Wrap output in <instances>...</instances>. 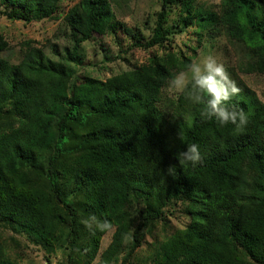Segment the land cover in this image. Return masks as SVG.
Returning a JSON list of instances; mask_svg holds the SVG:
<instances>
[{"label": "trees", "instance_id": "16d2710c", "mask_svg": "<svg viewBox=\"0 0 264 264\" xmlns=\"http://www.w3.org/2000/svg\"><path fill=\"white\" fill-rule=\"evenodd\" d=\"M62 1L3 0L8 9H0V16L30 22L32 12L50 17ZM178 1L181 0H160L152 34L141 42L136 32L114 20L109 0H79L64 16L78 35L68 59L77 60L82 42L118 29L134 38L132 46L162 44L167 36L164 23L168 6ZM229 2L261 43L238 65L239 70L262 73L264 18L258 21L254 17V0ZM207 16L199 13L198 19L203 22ZM190 19L184 18L185 26ZM7 45L0 35V52ZM190 65L189 57L159 56L152 64L112 75L104 88L79 95L82 103L93 107L85 119L94 115L95 125L86 137V152L67 174L72 185L64 189L57 166L63 157L69 123L77 113L73 94L76 75L63 87L50 80L12 77L0 64V102L17 99L22 114L17 127L0 132V218L47 246L55 231L54 211L62 209L70 219L66 264H74L81 232L73 199L80 194L102 220L89 237V263L95 259L102 233L116 226L110 244L94 263L107 264L118 250L122 230L132 216L125 209L126 203L142 202L148 209L131 231L119 263L126 264L140 245L143 227L157 219L168 202L186 194L192 203L191 222L160 244L152 264H264V105L250 112L246 101L232 98L221 106L229 111L242 110L247 124L240 129L231 122L221 126L215 114L208 119L213 97L205 90L198 97L181 148L167 149L156 103L173 71L180 72ZM52 67L59 70L62 64L52 63ZM61 95L65 98L60 102ZM191 144L198 145L201 159L167 173L164 164L181 157ZM47 150L41 178L18 174L24 159Z\"/></svg>", "mask_w": 264, "mask_h": 264}, {"label": "rangeland", "instance_id": "374dc122", "mask_svg": "<svg viewBox=\"0 0 264 264\" xmlns=\"http://www.w3.org/2000/svg\"><path fill=\"white\" fill-rule=\"evenodd\" d=\"M79 0H63L50 17H41L32 12L33 20L23 22L0 16V35L7 41V47L0 52V64L5 72L15 78L35 81L50 80L51 84L67 86L76 75L74 102L77 104L76 117L66 131L63 157L57 166L62 188L71 187L67 176L76 159L86 152L87 136L94 125L93 107L82 103L79 95L106 86V80L122 71L152 64L157 57L168 54L179 59L191 58L189 68L173 76L161 88L156 103L157 119L169 150L181 148L184 133L190 127L192 113L200 93L205 91L198 79L206 77V63L212 57L223 65L229 78L240 89L232 98L244 100L250 112L260 104L264 105V72L246 73L239 70V64L247 60L261 43L249 31L243 15L229 0H181L168 6L164 23L166 40L160 45L148 48L132 46L134 38L121 31L108 32L81 43L76 61L68 59L75 38L78 36L64 21L67 10ZM254 17L264 18V0H254ZM114 20L123 23L145 42L152 34L160 0H109ZM0 0V9L6 8ZM8 9V8H6ZM208 15L205 21L198 14ZM190 16V24L184 25V18ZM52 63L62 64L54 70ZM58 69V68H56ZM54 77H52L51 75ZM60 102L64 96H60ZM17 99L0 102V132H8L19 125L22 114ZM85 119L84 121H82ZM53 131L56 130L52 120ZM48 152L36 153L24 159L18 174L28 177L40 176L45 166L44 156ZM183 152V151H182ZM184 153V152H183ZM182 157V156H181ZM181 157L164 164L167 173L182 168ZM70 196V195H69ZM73 201L79 211L81 232L80 249L74 254V264H94L112 240L116 226L102 233L95 259L87 260V245L92 230L102 223L101 218L88 206L82 195ZM125 209L132 215L122 230L118 250L107 264H119L130 241L134 226L142 220L148 207L139 201L126 203ZM192 203L186 194L173 199L162 208L157 219L143 227L140 245L126 264H152L155 250L173 235L184 230L191 222ZM54 235L47 246H43L30 233L12 227L0 218V264H66L69 252L70 219L62 209L54 211Z\"/></svg>", "mask_w": 264, "mask_h": 264}, {"label": "clouds", "instance_id": "9594fccd", "mask_svg": "<svg viewBox=\"0 0 264 264\" xmlns=\"http://www.w3.org/2000/svg\"><path fill=\"white\" fill-rule=\"evenodd\" d=\"M205 67L209 74L198 79L197 83L213 97L210 101L212 112L208 114V119H211L215 114L221 126L231 122L236 125L237 129L242 128L247 124L246 114L242 110L239 112L229 111L226 107L221 106L230 101L233 96L238 95L240 89L229 78L223 65L218 64L212 57H209ZM181 155L184 157L179 161L181 164L189 161L195 164L201 159L199 147L196 144L189 145L187 152Z\"/></svg>", "mask_w": 264, "mask_h": 264}]
</instances>
